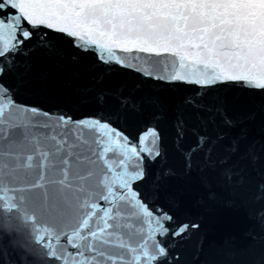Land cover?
<instances>
[{"label":"snow or ice","instance_id":"snow-or-ice-1","mask_svg":"<svg viewBox=\"0 0 264 264\" xmlns=\"http://www.w3.org/2000/svg\"><path fill=\"white\" fill-rule=\"evenodd\" d=\"M0 264H264V0H0Z\"/></svg>","mask_w":264,"mask_h":264}]
</instances>
